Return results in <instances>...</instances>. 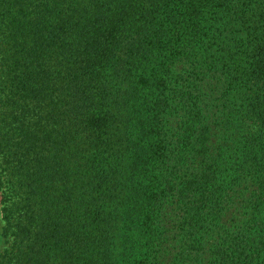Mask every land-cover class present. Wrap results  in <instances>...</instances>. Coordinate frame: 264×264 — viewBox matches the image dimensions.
<instances>
[{"label":"trees","instance_id":"obj_1","mask_svg":"<svg viewBox=\"0 0 264 264\" xmlns=\"http://www.w3.org/2000/svg\"><path fill=\"white\" fill-rule=\"evenodd\" d=\"M0 264H264V0H0Z\"/></svg>","mask_w":264,"mask_h":264},{"label":"rangeland","instance_id":"obj_2","mask_svg":"<svg viewBox=\"0 0 264 264\" xmlns=\"http://www.w3.org/2000/svg\"><path fill=\"white\" fill-rule=\"evenodd\" d=\"M1 224V223H0Z\"/></svg>","mask_w":264,"mask_h":264}]
</instances>
